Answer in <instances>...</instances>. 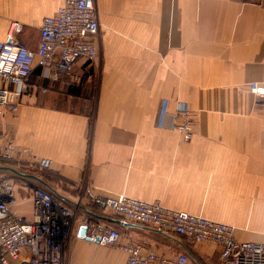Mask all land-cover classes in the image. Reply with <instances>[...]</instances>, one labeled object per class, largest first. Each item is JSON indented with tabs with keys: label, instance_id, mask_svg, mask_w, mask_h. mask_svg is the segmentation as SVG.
I'll return each instance as SVG.
<instances>
[{
	"label": "crops",
	"instance_id": "0c3cea01",
	"mask_svg": "<svg viewBox=\"0 0 264 264\" xmlns=\"http://www.w3.org/2000/svg\"><path fill=\"white\" fill-rule=\"evenodd\" d=\"M95 1L99 57L77 64L81 82L49 81L36 59L35 89L17 115H4L7 141L28 151L0 167V177L15 179L17 213L33 218L35 187L77 213L66 264L126 263L123 251L80 237L89 220L108 223L123 241L218 264L217 246L104 215L91 206L94 196L160 201L231 225L239 241L264 244V111L248 88L264 86V0ZM63 3L0 0V41L18 22L20 40L36 53L44 19ZM165 103L170 113L190 107V141L158 127ZM42 159L50 169L39 167Z\"/></svg>",
	"mask_w": 264,
	"mask_h": 264
},
{
	"label": "built area",
	"instance_id": "2783aa9c",
	"mask_svg": "<svg viewBox=\"0 0 264 264\" xmlns=\"http://www.w3.org/2000/svg\"><path fill=\"white\" fill-rule=\"evenodd\" d=\"M22 32L23 25L14 22L7 41H0V79L4 84L0 89V167L28 153L7 141L3 118L7 112L17 115L22 98L35 89L31 79L36 59L49 81L69 80L72 84L82 79L75 71L79 62L93 65L98 59L100 22L96 1L64 0L55 15L44 19L36 53L20 40ZM248 88L264 111V86L252 83ZM193 126L187 104L180 103L175 113L168 111V103L164 104L158 127L178 132L184 141H190ZM38 164L42 169L51 166L48 159ZM14 189L15 179L0 177V264H66L77 213L51 189L35 187L33 218L27 220L16 211ZM89 202L104 215L181 237L189 245L217 246L218 264H264V244L237 240L231 225L168 208L160 201L147 202L125 195L94 196ZM85 227L87 238L93 242L98 240L100 246L123 251L127 255L125 264H198L186 252L167 255L132 238L123 241L121 232L104 221L89 220Z\"/></svg>",
	"mask_w": 264,
	"mask_h": 264
},
{
	"label": "water",
	"instance_id": "95a60500",
	"mask_svg": "<svg viewBox=\"0 0 264 264\" xmlns=\"http://www.w3.org/2000/svg\"><path fill=\"white\" fill-rule=\"evenodd\" d=\"M12 171L16 172L18 175L25 176V175H23V174L18 173V172L15 171V170H12ZM113 222L118 223V224H122L120 221H113ZM80 237L83 238V239H86V240H88V241H90V242H93L91 239L87 238V227H84V228L81 230ZM98 242H99L98 240L95 241V243H98Z\"/></svg>",
	"mask_w": 264,
	"mask_h": 264
},
{
	"label": "trees",
	"instance_id": "16d2710c",
	"mask_svg": "<svg viewBox=\"0 0 264 264\" xmlns=\"http://www.w3.org/2000/svg\"><path fill=\"white\" fill-rule=\"evenodd\" d=\"M73 93L78 95V96L81 95L82 94V86L77 87L76 89H74ZM192 119H193V117H192Z\"/></svg>",
	"mask_w": 264,
	"mask_h": 264
},
{
	"label": "rangeland",
	"instance_id": "374dc122",
	"mask_svg": "<svg viewBox=\"0 0 264 264\" xmlns=\"http://www.w3.org/2000/svg\"><path fill=\"white\" fill-rule=\"evenodd\" d=\"M96 80H97V77L95 78ZM74 239V238H73ZM73 239H72V241H73ZM72 241H71V243H72ZM71 243H70V246H71ZM105 248V247H104ZM69 249H70V247L67 249V255L69 256V254H68V251H69ZM106 249H111V250H113V248H107L106 247ZM67 260H69V258H67ZM76 262H77V260H76ZM66 263H68V261H66Z\"/></svg>",
	"mask_w": 264,
	"mask_h": 264
}]
</instances>
